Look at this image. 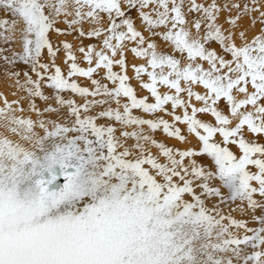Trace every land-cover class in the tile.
I'll return each mask as SVG.
<instances>
[{
    "label": "snow or ice",
    "instance_id": "6c2138e0",
    "mask_svg": "<svg viewBox=\"0 0 264 264\" xmlns=\"http://www.w3.org/2000/svg\"><path fill=\"white\" fill-rule=\"evenodd\" d=\"M0 60V264H264V0H0Z\"/></svg>",
    "mask_w": 264,
    "mask_h": 264
},
{
    "label": "rangeland",
    "instance_id": "374dc122",
    "mask_svg": "<svg viewBox=\"0 0 264 264\" xmlns=\"http://www.w3.org/2000/svg\"><path fill=\"white\" fill-rule=\"evenodd\" d=\"M26 66H24V65H22V64H17L16 65V70H20V69H23V68H25ZM6 68H7V66L5 65V63H4V61L3 60H0V89H1V87L3 86V84H5L6 86H7V88L9 87L6 83H5V76H4V73H5V70H6ZM3 82V83H2ZM2 84V85H1ZM6 86H4L5 88L3 89L2 88V90H0V91H5L7 88H6ZM8 90V89H7ZM6 90V91H7ZM38 103H40L39 101H38ZM213 203H215V200H213ZM209 207H211V204L209 205ZM232 207L233 208H235L236 207V205H232ZM226 211H227V209H225ZM258 212H259V210H257ZM256 213V215H259L260 213ZM232 215L235 217V218H237V219H245V220H248L249 218H247V217H249V216H240L237 212H233L232 213ZM252 226H254V225H252Z\"/></svg>",
    "mask_w": 264,
    "mask_h": 264
},
{
    "label": "bare ground",
    "instance_id": "6f19581e",
    "mask_svg": "<svg viewBox=\"0 0 264 264\" xmlns=\"http://www.w3.org/2000/svg\"><path fill=\"white\" fill-rule=\"evenodd\" d=\"M0 81H1V80H0ZM2 83H3V82H2ZM1 85H2V84H1ZM4 86H6V85H5V84H3V86L1 87V89H0V90H2V88L4 89V88H5ZM6 88H7V86H6ZM7 89H8V88H7ZM7 89H6V90H7ZM6 90H5V91H6ZM257 212H258V211H257ZM258 213H260V211H259ZM246 217H247V216H246ZM247 218H249V217H247Z\"/></svg>",
    "mask_w": 264,
    "mask_h": 264
}]
</instances>
